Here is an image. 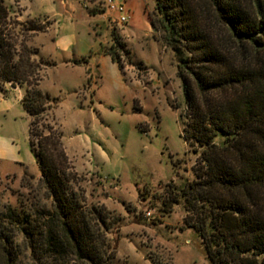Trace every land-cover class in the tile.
<instances>
[{
  "label": "rangeland",
  "instance_id": "374dc122",
  "mask_svg": "<svg viewBox=\"0 0 264 264\" xmlns=\"http://www.w3.org/2000/svg\"><path fill=\"white\" fill-rule=\"evenodd\" d=\"M2 2L12 20L47 28L27 42L42 62L37 88L49 97L35 117L33 149L61 135L72 189L86 206L105 208L113 264H209L182 201L163 211L194 180L201 149L182 136L183 84L174 53L150 27L154 2L112 0L128 9L126 24L106 0ZM24 90H0V199L12 206L23 193L44 200L28 139L33 118L20 103Z\"/></svg>",
  "mask_w": 264,
  "mask_h": 264
},
{
  "label": "trees",
  "instance_id": "16d2710c",
  "mask_svg": "<svg viewBox=\"0 0 264 264\" xmlns=\"http://www.w3.org/2000/svg\"><path fill=\"white\" fill-rule=\"evenodd\" d=\"M152 1L150 27L174 53L183 84L182 136L201 149L194 180L163 211L182 201L209 264H264V0ZM42 25L12 20L0 0V90L25 86L20 103L33 118L28 139L44 195L20 194L15 206L0 199V264H113L105 208L86 206L72 189L61 135L33 149L49 97L37 88L42 62L27 42Z\"/></svg>",
  "mask_w": 264,
  "mask_h": 264
},
{
  "label": "built area",
  "instance_id": "2783aa9c",
  "mask_svg": "<svg viewBox=\"0 0 264 264\" xmlns=\"http://www.w3.org/2000/svg\"><path fill=\"white\" fill-rule=\"evenodd\" d=\"M106 7L119 15L121 24H126L129 13L125 4H113L112 0H106Z\"/></svg>",
  "mask_w": 264,
  "mask_h": 264
},
{
  "label": "crops",
  "instance_id": "0c3cea01",
  "mask_svg": "<svg viewBox=\"0 0 264 264\" xmlns=\"http://www.w3.org/2000/svg\"><path fill=\"white\" fill-rule=\"evenodd\" d=\"M129 13V12H128ZM128 19H129V21L131 20V15H128ZM107 55V54H106ZM109 57V56H108ZM110 59V58H109ZM7 85H9V84H7ZM10 87H12V88H15V87H18L17 85H15V86H11V85H9ZM22 99V98H21ZM21 102V101H20Z\"/></svg>",
  "mask_w": 264,
  "mask_h": 264
}]
</instances>
